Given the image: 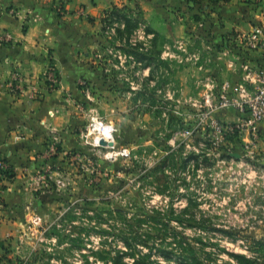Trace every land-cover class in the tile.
Segmentation results:
<instances>
[{
    "label": "rangeland",
    "instance_id": "1",
    "mask_svg": "<svg viewBox=\"0 0 264 264\" xmlns=\"http://www.w3.org/2000/svg\"><path fill=\"white\" fill-rule=\"evenodd\" d=\"M160 2L126 0L101 19L95 77L78 80L84 119L71 132L48 125L61 141L29 191L41 211L25 223L36 227L11 237L18 248L0 250L5 264H114L118 255L122 264H179L178 249L189 245L207 262L235 264L241 254L264 264V130L255 145L219 141L210 120H237L217 104L223 82L241 79L227 71L238 54L220 56L205 13L173 8L164 19ZM92 118L114 123V148L95 146Z\"/></svg>",
    "mask_w": 264,
    "mask_h": 264
},
{
    "label": "crops",
    "instance_id": "2",
    "mask_svg": "<svg viewBox=\"0 0 264 264\" xmlns=\"http://www.w3.org/2000/svg\"><path fill=\"white\" fill-rule=\"evenodd\" d=\"M125 1L0 0V30L13 38L11 43L0 45V160L15 173L12 179L0 174V250L18 248V240L11 237L36 227L25 223L39 217L37 211H41L43 200L29 194L44 178L35 173L54 161L43 156L48 125L71 132L81 124L84 117L75 106L85 98L78 80L89 74L95 77L89 69L96 65L101 19L110 8ZM173 8L182 14L190 10L195 16L208 15V39L221 50H234L232 39L264 23V0H232L216 7L188 4L186 0H161L159 4L164 19ZM161 34L166 38L174 35L167 31ZM235 52L262 65L259 56L245 57ZM50 69L60 77L56 87L47 82ZM227 71L232 72L229 68ZM31 200L34 203L28 202ZM3 256L0 254V264H5Z\"/></svg>",
    "mask_w": 264,
    "mask_h": 264
},
{
    "label": "built area",
    "instance_id": "3",
    "mask_svg": "<svg viewBox=\"0 0 264 264\" xmlns=\"http://www.w3.org/2000/svg\"><path fill=\"white\" fill-rule=\"evenodd\" d=\"M259 1V0H257ZM10 15L16 16L15 12L10 11ZM146 34L143 33L141 39ZM12 36L6 31L0 30V45L9 44L12 42ZM231 50L223 48L219 53L221 57H228L234 51L241 52L245 57L256 55L261 58L262 65L252 63L249 59L246 60L238 53L239 66L235 60H230L227 63V68L231 71L242 73L241 81L231 82L226 80L223 82L219 104L217 107L222 110H230L233 108L237 113V120L231 123L220 124L213 117V129L221 134L218 137L219 141H228L230 138H240L243 143L255 145L261 140V131L264 128V23L255 24L249 31L240 32L235 39H232ZM234 55V54H233ZM199 59V55H194ZM47 82L53 85L60 84V77L53 69L48 71L46 76ZM208 90L205 94L206 109L209 111L214 107L216 102L214 94L215 85L210 80L207 85ZM89 96V93H88ZM209 112H207V116ZM117 129L112 122L98 120L92 118L89 127V133L93 136V143L97 147L114 148V137ZM49 141L46 146L44 158L50 157L58 152L60 145V136L55 130H48ZM247 141V142H246ZM214 144V142H212ZM248 144H246L247 147ZM124 157L129 156V150L120 151ZM8 165L0 160V170L5 171Z\"/></svg>",
    "mask_w": 264,
    "mask_h": 264
},
{
    "label": "trees",
    "instance_id": "4",
    "mask_svg": "<svg viewBox=\"0 0 264 264\" xmlns=\"http://www.w3.org/2000/svg\"><path fill=\"white\" fill-rule=\"evenodd\" d=\"M188 4H202V3H206L209 7H216L222 4H227L230 3L232 0H186ZM114 8V14H116L117 12H119V9L117 6H113ZM109 12H105L106 15ZM113 12L111 15H114ZM126 18V31L128 33H131V31H133V29L135 28V25L132 24V22L130 20H128L127 17ZM119 33L122 34L121 31H119ZM228 142L230 139H227ZM229 157V156H227ZM0 174L7 179H12L15 176V173L13 171L12 167H8L7 170L5 171H1L0 170ZM118 213H122L121 210L117 211ZM180 245H182L180 243ZM178 253H179V257H178V263L179 264H215L213 262H207L203 259H201L200 257H198L194 251V248H192L190 245L187 247H183L180 246V248L178 249ZM133 256V254H131ZM135 256V255H134ZM232 257L235 259V264H255L254 261H251L250 259H248L245 255H241V254H232ZM123 259V255H118V257L116 258L114 264H122L121 260ZM132 264H146V259H142L139 258L137 259L136 257H134V262Z\"/></svg>",
    "mask_w": 264,
    "mask_h": 264
},
{
    "label": "water",
    "instance_id": "5",
    "mask_svg": "<svg viewBox=\"0 0 264 264\" xmlns=\"http://www.w3.org/2000/svg\"><path fill=\"white\" fill-rule=\"evenodd\" d=\"M233 157L236 158V159H239L240 155L239 154H234Z\"/></svg>",
    "mask_w": 264,
    "mask_h": 264
}]
</instances>
